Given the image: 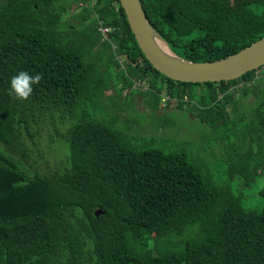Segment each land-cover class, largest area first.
<instances>
[{"label": "trees", "instance_id": "1", "mask_svg": "<svg viewBox=\"0 0 264 264\" xmlns=\"http://www.w3.org/2000/svg\"><path fill=\"white\" fill-rule=\"evenodd\" d=\"M72 1L0 0V264H264V207H246L184 152L137 143L99 104L108 87L99 60L88 57L96 45L99 55L124 57L121 89L147 79L152 108L165 90L176 107L188 103L212 126L228 119V106L264 71L173 80L146 59L119 0H76L70 13ZM140 2L171 51L187 60L224 58L264 36V0ZM21 71L43 77L27 100L9 95ZM235 85H243L241 97L230 90ZM256 98L244 138L251 130L264 136V98ZM46 124L67 152L64 164L41 172ZM249 148L240 168L246 181L264 163V142L257 153ZM97 208L104 212L96 216Z\"/></svg>", "mask_w": 264, "mask_h": 264}, {"label": "rangeland", "instance_id": "2", "mask_svg": "<svg viewBox=\"0 0 264 264\" xmlns=\"http://www.w3.org/2000/svg\"><path fill=\"white\" fill-rule=\"evenodd\" d=\"M227 1L231 5H235L237 2L245 0ZM79 4V1H72L69 12H76V7ZM67 21L72 20L68 19ZM101 51L100 45H96L88 57L89 61L99 60L101 71L98 66L96 69L99 71L102 83L108 87V90L100 93L99 104L103 105L110 115H118L116 124L120 128L131 132L136 137L137 143L145 141L144 145L159 147L164 151L184 152L187 159L200 167L214 183L225 186L233 194L238 195L246 207L256 209L264 207V163L257 171L254 180L246 181L240 175L242 153L248 146L252 151L251 154L257 153L259 145L264 142V136L259 132L255 134L252 130L250 131L252 137L249 135L244 138V132L251 124L250 120L254 115V107L258 100L256 94L264 98V72L255 73L250 82V88H247L243 97H241V86L243 87V85H235L230 88L232 92L238 88L239 91L236 94L241 99L237 104L234 105L233 102L228 106V119L222 122V118L219 117L213 122L215 125L212 126L209 122L202 121L194 113H191L188 103H184L182 107H176L178 100L169 97L165 90L161 92L162 100L159 105L152 108L151 99L145 94V90L150 88L147 79H132L133 86L130 90L129 88L121 89L122 81L127 79L124 57L117 58L110 52H103L99 55ZM103 61L106 62L105 66ZM202 85L196 86V91L202 92ZM175 87L177 88L178 85L176 84ZM153 89L156 90L154 87ZM185 99L187 98L185 97ZM65 114L66 118L70 115L68 111ZM59 128V131L62 132L63 128ZM49 130H51L50 126L46 124L42 130L46 132V138H40L44 143L43 146H46V142L49 145L45 149L46 163L42 162L41 167L38 168L41 172L64 164L67 152V143L56 135L51 139L47 132ZM49 140L52 141L48 143ZM254 157H258V155L256 154ZM253 162L255 161L253 160ZM232 164L238 166L239 172L231 168Z\"/></svg>", "mask_w": 264, "mask_h": 264}, {"label": "water", "instance_id": "3", "mask_svg": "<svg viewBox=\"0 0 264 264\" xmlns=\"http://www.w3.org/2000/svg\"><path fill=\"white\" fill-rule=\"evenodd\" d=\"M136 42L146 59L161 74L181 82L235 80L264 65V36L224 58L191 61L175 54L150 23L140 0H119ZM104 211L97 208L96 216Z\"/></svg>", "mask_w": 264, "mask_h": 264}, {"label": "clouds", "instance_id": "4", "mask_svg": "<svg viewBox=\"0 0 264 264\" xmlns=\"http://www.w3.org/2000/svg\"><path fill=\"white\" fill-rule=\"evenodd\" d=\"M42 74L30 75L27 71H21L13 76L10 81L9 95L16 99L27 100L33 92V85L39 84Z\"/></svg>", "mask_w": 264, "mask_h": 264}, {"label": "built area", "instance_id": "5", "mask_svg": "<svg viewBox=\"0 0 264 264\" xmlns=\"http://www.w3.org/2000/svg\"><path fill=\"white\" fill-rule=\"evenodd\" d=\"M103 33L106 35V32H107V28L105 29H102ZM261 71H264V65L261 66V69H259Z\"/></svg>", "mask_w": 264, "mask_h": 264}, {"label": "flooded vegetation", "instance_id": "6", "mask_svg": "<svg viewBox=\"0 0 264 264\" xmlns=\"http://www.w3.org/2000/svg\"><path fill=\"white\" fill-rule=\"evenodd\" d=\"M192 113V112H191Z\"/></svg>", "mask_w": 264, "mask_h": 264}]
</instances>
